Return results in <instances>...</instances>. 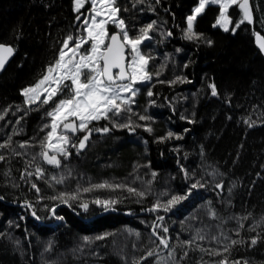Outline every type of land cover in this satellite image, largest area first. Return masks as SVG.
Wrapping results in <instances>:
<instances>
[{
    "label": "trees",
    "instance_id": "obj_1",
    "mask_svg": "<svg viewBox=\"0 0 264 264\" xmlns=\"http://www.w3.org/2000/svg\"><path fill=\"white\" fill-rule=\"evenodd\" d=\"M198 4L119 0L120 19L131 36L153 25L152 41L142 49L151 57L153 80L136 101L151 118L145 125L152 132L118 131L106 121L94 122L90 128L110 131H92L86 147L58 158L61 165L55 167L39 155L42 148L34 140L51 107L37 111L21 93L55 63L67 37L77 34L75 3L0 0V44L15 50L0 75V137L4 128L10 136L5 143L0 138L6 145L0 147V264H220L225 259L228 264H264V56L255 41L257 34L264 37V0H250L253 23L234 32L242 15L237 5L229 9L228 32L213 27L219 6L206 7L195 23L201 38L188 40L187 17ZM166 56L179 61L180 69L154 67L156 57L164 63ZM169 131L174 135L167 138ZM20 142L30 146L32 157L14 151ZM75 164L90 181L104 175L107 184L123 187L98 190L73 177L68 193L80 192L78 200L69 201L71 207L49 199L64 189L51 177ZM143 165L147 172H141L151 182L146 192L134 177ZM37 167L44 173L39 179ZM110 175L118 180L111 182ZM195 181L203 187L190 190ZM129 187L144 196L129 193ZM159 193H167L161 204L172 195L188 198L167 212L149 211ZM96 199L117 203L106 211L92 203ZM83 202L87 210L80 207ZM157 237H166L168 248ZM88 240L86 251L67 250Z\"/></svg>",
    "mask_w": 264,
    "mask_h": 264
},
{
    "label": "snow or ice",
    "instance_id": "obj_2",
    "mask_svg": "<svg viewBox=\"0 0 264 264\" xmlns=\"http://www.w3.org/2000/svg\"><path fill=\"white\" fill-rule=\"evenodd\" d=\"M74 3L77 13H80L81 9L86 6V0H74ZM87 3L90 4V11L83 19L86 35L79 38L68 36L63 42V47L60 49L55 63L47 67L45 74L35 85L24 89L21 93L25 97V103L29 106L37 102L41 106L52 104L51 110L46 113L51 122L43 126V128L50 130L41 141L42 150L39 155L47 164L55 167L61 165L58 156L65 159L70 156L67 149V146L72 143L71 138L67 135L69 132L73 135L77 132L86 133L78 142V148L83 149L86 147V142L90 139L92 131L105 133L110 131L107 127L103 129L90 128L89 125L94 121L108 120L113 127L127 128L130 131H135L136 127H142V125L134 124L131 120V116L136 115L133 112L132 105L135 103L134 98L139 92V89L135 86L149 83L153 75L148 71L151 57L144 55L140 47L144 41L151 39L149 32L152 30L153 25L149 24L147 27L140 29L139 35L131 36L126 29L125 21L118 16L120 8L117 6V0H87ZM209 4L219 5L220 14L213 27L219 26L224 32L229 31L231 20L227 13L229 8L234 5L239 7L242 15L232 29L233 32L245 22L253 23L250 0H199L198 6L187 17L186 39L198 40L201 38L200 34L195 32V23L197 17L204 12L205 7ZM77 20H80V16H77ZM109 24L114 25L119 31L109 34ZM208 43L211 44V41H208ZM257 43L260 50L264 52V39L257 36ZM84 45H89V47L85 49ZM14 51L11 46L0 44V70L4 68L5 63ZM210 87L212 95L216 96L215 85H210ZM147 95L152 97L154 93L149 89ZM57 97L61 98L57 100ZM116 117L126 118L127 122H118L114 119ZM2 119L4 117L0 115V120ZM139 119L143 121L151 118L140 115ZM189 122L191 123V121ZM145 130L152 132L151 127H146ZM173 135L174 133L169 131L167 138ZM176 138L180 139L181 137L177 136ZM5 146L0 144V147ZM72 146L77 147L74 143ZM20 147H25V145L21 144ZM0 159H3V157H0ZM36 174L39 179L44 173L40 167H37ZM53 179L57 184L63 183V178L56 179L53 177ZM92 187L99 189L123 186L104 183ZM198 187H203V185L199 181H195L190 185V190ZM217 187H221V185L217 184ZM33 188H36L35 184H33ZM36 190L37 192L40 191L39 188H36ZM91 190L92 188L83 189L84 192ZM127 191L141 197L144 196V193L137 192L136 189L131 187ZM79 192L80 189H77L76 193H60L57 196L49 197V199L59 200L71 207L69 201L78 200ZM162 195H167V193ZM187 198V195H172L165 204H161L158 200L153 208L148 210L158 211L162 208L167 212L174 205ZM92 203L102 206L107 211L117 201L96 199ZM28 207H31V205H28ZM80 207L87 210L88 203L83 202ZM49 211L55 215V208L49 209ZM32 215L35 216V212ZM158 219L163 220V217H158ZM163 231L167 233L168 229L164 228ZM153 235H156L155 231ZM103 238L97 237V239ZM157 238L161 245L168 248L169 244L166 237ZM199 238L204 239L203 236ZM256 242L255 239L252 240V244ZM232 243L237 242L232 241ZM225 251H227V248H225ZM212 254L219 253L213 252ZM147 255L153 256L154 252L149 251ZM169 255H172V253H169ZM220 264H228V262L225 259L220 261ZM235 264H239V262L237 261Z\"/></svg>",
    "mask_w": 264,
    "mask_h": 264
},
{
    "label": "rangeland",
    "instance_id": "obj_3",
    "mask_svg": "<svg viewBox=\"0 0 264 264\" xmlns=\"http://www.w3.org/2000/svg\"><path fill=\"white\" fill-rule=\"evenodd\" d=\"M118 2H119V0H117V6H118ZM210 5V4H209ZM208 6V5H207ZM206 6V7H207ZM219 6V5H218ZM119 7V6H118ZM205 7V8H206ZM233 7V6H232ZM230 9V8H229ZM89 11H90V4H88L87 3V0H86V6H85V8H82L81 9V12L80 13H77L76 11V13H77V16H80L81 15V13H83V15L85 16V15H88V13H89ZM205 11V10H204ZM228 12H229V10H228ZM202 14V13H201ZM120 15V12H119V14H118V16ZM227 15H228V17H229V19L231 20V18H230V16H229V14L227 13ZM84 16H83V19H84ZM119 18H120V16H119ZM83 19L82 20H80L79 22H77L76 23V26H78V28H79V30H78V32H77V34L76 35H74L73 37L74 38H79L80 36H83V35H86V33L84 32V25H83ZM126 25V24H125ZM110 27H112L113 29H115V31H119V29H117L114 25H112V24H109L108 25V31H109V34H110ZM219 27V26H218ZM230 27H231V23L229 24V29H230ZM138 28H141V27H138ZM220 29H222L221 27H219ZM126 29H127V25H126ZM116 33V32H115ZM147 41H150L149 43H151V41H152V38L150 39V40H146V41H144L142 44H141V51H142V49L144 48V46H145V44L147 43ZM72 45L70 44V47H71ZM63 47V46H62ZM89 47V45H84V48L85 49H87ZM148 51H150L149 49H148ZM143 53V52H142ZM145 55V54H144ZM58 59V58H57ZM156 63H155V66L154 67H161V69H166V68H168V67H173V68H175L176 70H179L180 68V62L179 61H175L174 59H171L169 56H166L165 57V59H163V61H164V63H165V65H164V63H161L162 61H160V58L159 57H156ZM153 65H154V63H153ZM163 65H164V67H163ZM150 66H151V59H150V61H149V65H148V71H149V68H150ZM153 80V75H152V79H151V81ZM150 81V82H151ZM149 82V83H150ZM149 83H147V84H137L135 87L136 88H138L139 89V92H138V94L136 95V97L134 98L135 99V103L132 105V109H133V112L134 113H136V115H132L131 116V120L133 121V123L134 124H139V125H142V127H136L135 129H138V130H145V128L146 127H148L147 125H145L147 122V120H140L139 119V116L140 115H144V116H146L142 111H141V108L139 107V105H138V103L136 102L137 101V98H138V96L140 95V92H141V90H142V87H146V86H148V84ZM61 97H57L56 99L58 100V99H60ZM41 99H43V97H41ZM52 104L50 103L49 105H43V106H48V108H50V107H52L51 106ZM31 106H34V107H38L36 110L38 111L39 110V108H41V105L39 104V102H37L36 104H32ZM51 110V109H50ZM17 114H22L21 112H18ZM22 117H24V115H21ZM116 121H118V122H121V123H123V122H127L126 121V118H121V117H116V118H114ZM100 121H106L107 123H109L111 126H112V123H110L108 120H100ZM100 121H98V122H100ZM50 122H51V120H50V118L48 117V118H46L45 120H44V122H40V127L38 128L39 129V131H40V136L38 137H35L34 138V140H35V144L37 145V146H39L40 148H41V141L44 139V137L46 136V134H47V132L50 130V129H46V128H43V126L45 125V124H50ZM95 122V121H94ZM146 122V123H145ZM9 124V123H8ZM12 124V123H11ZM91 125V124H90ZM90 125H89V127H90ZM113 127V126H112ZM43 129V130H42ZM113 129H115V130H118V131H121V130H124V129H126V128H115V127H113ZM4 130H5V134H4V132H2L1 133V137L4 139V141H2V142H6L8 139H9V132H7L6 130L7 129H5L4 128ZM3 130V131H4ZM1 131V130H0ZM9 131V130H8ZM79 133V134H78ZM86 133L85 132H77L75 135H73L72 133H67V135H69V137L71 138V141H72V143H70L68 146H67V149H68V151H69V153H70V156H72V154H71V150H73V149H77V147H78V136H81V137H83L84 135H85ZM92 134V133H91ZM0 137V138H1ZM2 142H0V144H3ZM77 144V147H73L72 146V144ZM21 144H23L22 142H20V143H18L17 144V146H16V148H15V150L14 151H17V152H20V153H22V154H26L27 156H29V157H32L33 156V152L31 151L32 149H29L30 148V146L28 145V144H26V146L25 147H20V145ZM34 144V145H35ZM29 147V148H28ZM58 158H60L59 156H58ZM72 158V157H71ZM69 164H70V162H68ZM75 163V162H74ZM101 166V168L103 167L102 165H100ZM69 170H67V171H65V170H63L62 172H61V174H59V171H57V174L55 175V176H52L51 178H52V180H54L53 179V177H55L56 179H61V178H63V183H60L59 185H61L64 189H62L61 188V190H62V192L63 193H68L71 189H70V186H69V182L71 181V179L74 177H78L79 179H84L83 180V182H85L86 184H88V185H90V186H88V187H92L93 185H98V184H104V183H106V181H107V179L106 180H104V175H100L97 179H95L96 181H90V179L88 178V176L87 175H83V174H79V173H82V171H80V169H78V167H77V164H75V167H72V168H68ZM144 169H146V172H147V165H143V167L141 168V167H138L137 168V170L138 171H140V173H138V174H136L134 177H136V181H138V183L141 185L140 187L142 188L143 187V189H144V191L143 192H146L147 190H146V188H145V186L148 188L149 187V185H150V183L151 182H149L148 183V181H146V179H145V173L143 172H141L142 170H144ZM113 181H111V182H114L116 179H115V177L114 176H112V175H110L109 176ZM85 178H88V179H85ZM118 180V179H117ZM116 180V181H117ZM55 181V180H54ZM108 183V182H107ZM126 185V184H125ZM126 186H129V184H127ZM100 189V188H99ZM98 189V190H99ZM163 198L165 199L166 198V196H163L162 194H156V199L157 200H163ZM193 217V216H192ZM91 240V239H90ZM90 240H88V243H86L85 244V242H79L78 243V245L76 244V246L72 249V247L71 248H67V250L71 253L72 251H74V253H78V252H80L82 249H84L85 251H86V249H88L89 248V243H92V242H89ZM125 241V243H126V246H127V243H128V241H127V239H125L124 240ZM123 241V242H124ZM122 242V243H123ZM126 246H125V244H123L121 247L122 248H126ZM133 248L135 249L136 248V246H133ZM70 253H66V255L67 254H70ZM60 255H61V253H60ZM169 262H170V264H173L172 263V261L171 260H169ZM165 264H167V262H165Z\"/></svg>",
    "mask_w": 264,
    "mask_h": 264
},
{
    "label": "water",
    "instance_id": "obj_4",
    "mask_svg": "<svg viewBox=\"0 0 264 264\" xmlns=\"http://www.w3.org/2000/svg\"><path fill=\"white\" fill-rule=\"evenodd\" d=\"M82 19H83V15H80V20H82ZM80 20H79V21H80ZM79 21L77 20V22H79ZM257 36H260L262 39H264V37L261 36L260 34H257V35H256V39H255L257 48L259 49V51L261 52V54L264 56V52H262V51L260 50L259 46H258V43H257ZM13 57H14V53H13V55H12L11 57L8 58L7 62L5 63L4 68H3L2 70H0V75H1V74L4 72V70L7 68L8 64L11 62V60L13 59Z\"/></svg>",
    "mask_w": 264,
    "mask_h": 264
},
{
    "label": "flooded vegetation",
    "instance_id": "obj_5",
    "mask_svg": "<svg viewBox=\"0 0 264 264\" xmlns=\"http://www.w3.org/2000/svg\"><path fill=\"white\" fill-rule=\"evenodd\" d=\"M112 30H114L112 27H110V34L112 33Z\"/></svg>",
    "mask_w": 264,
    "mask_h": 264
}]
</instances>
